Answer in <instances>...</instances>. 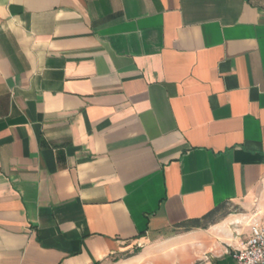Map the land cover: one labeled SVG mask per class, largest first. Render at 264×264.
Instances as JSON below:
<instances>
[{"label": "crops", "instance_id": "1", "mask_svg": "<svg viewBox=\"0 0 264 264\" xmlns=\"http://www.w3.org/2000/svg\"><path fill=\"white\" fill-rule=\"evenodd\" d=\"M264 227V0H0V264H236Z\"/></svg>", "mask_w": 264, "mask_h": 264}, {"label": "built area", "instance_id": "2", "mask_svg": "<svg viewBox=\"0 0 264 264\" xmlns=\"http://www.w3.org/2000/svg\"><path fill=\"white\" fill-rule=\"evenodd\" d=\"M232 257L236 264H264V227L258 224L251 226L247 242L235 249Z\"/></svg>", "mask_w": 264, "mask_h": 264}]
</instances>
